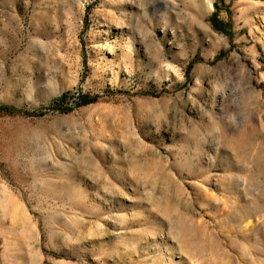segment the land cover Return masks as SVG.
I'll return each mask as SVG.
<instances>
[{"label":"rangeland","instance_id":"374dc122","mask_svg":"<svg viewBox=\"0 0 264 264\" xmlns=\"http://www.w3.org/2000/svg\"><path fill=\"white\" fill-rule=\"evenodd\" d=\"M64 92L0 116V264H264V0H0V107Z\"/></svg>","mask_w":264,"mask_h":264},{"label":"trees","instance_id":"16d2710c","mask_svg":"<svg viewBox=\"0 0 264 264\" xmlns=\"http://www.w3.org/2000/svg\"><path fill=\"white\" fill-rule=\"evenodd\" d=\"M215 11L210 16V24L212 25L213 29L217 31L218 33L224 34L229 39H231V31H230V25L228 23H224L218 18V12L219 7L217 4H214ZM74 99L76 107H85L88 105H91L95 103L96 100L94 98H90L86 95H78L77 97L72 96L70 92H64L59 97L51 100L47 106L42 107L38 110L28 112L21 109H16L13 107H7L3 106L0 107V116H30L35 114L36 112L42 111V110H50L53 112H59V113H68L70 111V108H68L69 101L71 99Z\"/></svg>","mask_w":264,"mask_h":264}]
</instances>
